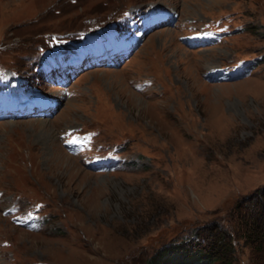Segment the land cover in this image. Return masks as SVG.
<instances>
[{
	"label": "rangeland",
	"instance_id": "rangeland-1",
	"mask_svg": "<svg viewBox=\"0 0 264 264\" xmlns=\"http://www.w3.org/2000/svg\"><path fill=\"white\" fill-rule=\"evenodd\" d=\"M137 9L175 18L51 88L68 50ZM203 29L213 45L190 48ZM224 67L243 77H209ZM10 75L60 104L0 121V264H149L199 228L235 232L236 205L264 187V0H0V109ZM232 236L234 264H264Z\"/></svg>",
	"mask_w": 264,
	"mask_h": 264
},
{
	"label": "trees",
	"instance_id": "trees-1",
	"mask_svg": "<svg viewBox=\"0 0 264 264\" xmlns=\"http://www.w3.org/2000/svg\"><path fill=\"white\" fill-rule=\"evenodd\" d=\"M230 221L236 230L233 233L237 234L244 247H251L254 258L261 260L260 253L264 249V187L240 201ZM233 233L220 223L210 224L195 230L191 238L189 237L192 239L189 244L175 243L169 249L167 247L160 249L148 262L149 264H234L237 260V246L234 244Z\"/></svg>",
	"mask_w": 264,
	"mask_h": 264
},
{
	"label": "snow or ice",
	"instance_id": "snow-or-ice-1",
	"mask_svg": "<svg viewBox=\"0 0 264 264\" xmlns=\"http://www.w3.org/2000/svg\"><path fill=\"white\" fill-rule=\"evenodd\" d=\"M75 141L73 140V141H68V143H74Z\"/></svg>",
	"mask_w": 264,
	"mask_h": 264
},
{
	"label": "bare ground",
	"instance_id": "bare-ground-1",
	"mask_svg": "<svg viewBox=\"0 0 264 264\" xmlns=\"http://www.w3.org/2000/svg\"><path fill=\"white\" fill-rule=\"evenodd\" d=\"M41 124V123H40ZM46 124V123H45ZM45 126V125H44ZM68 167V166H67Z\"/></svg>",
	"mask_w": 264,
	"mask_h": 264
}]
</instances>
